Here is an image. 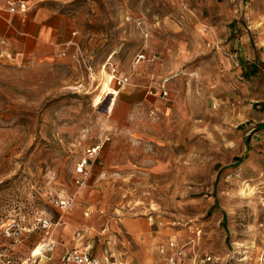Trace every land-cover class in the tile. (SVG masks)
Wrapping results in <instances>:
<instances>
[{
	"label": "rangeland",
	"instance_id": "rangeland-1",
	"mask_svg": "<svg viewBox=\"0 0 264 264\" xmlns=\"http://www.w3.org/2000/svg\"><path fill=\"white\" fill-rule=\"evenodd\" d=\"M73 12L76 45L0 55V264H264V0Z\"/></svg>",
	"mask_w": 264,
	"mask_h": 264
},
{
	"label": "crops",
	"instance_id": "crops-1",
	"mask_svg": "<svg viewBox=\"0 0 264 264\" xmlns=\"http://www.w3.org/2000/svg\"><path fill=\"white\" fill-rule=\"evenodd\" d=\"M76 1L0 0V40L7 41V45H0V52H13L18 62H23L27 56L39 62L69 47V41L78 36L74 35L77 30L70 34L75 24L73 7ZM20 3L25 4V11L19 8Z\"/></svg>",
	"mask_w": 264,
	"mask_h": 264
},
{
	"label": "built area",
	"instance_id": "built-area-1",
	"mask_svg": "<svg viewBox=\"0 0 264 264\" xmlns=\"http://www.w3.org/2000/svg\"><path fill=\"white\" fill-rule=\"evenodd\" d=\"M19 8L22 11L26 10L25 4L24 3H20L19 4ZM12 10H15V7L12 6L11 7ZM78 32H74V35H77ZM76 41L75 40H71L69 41V45L71 44H75L76 45ZM0 45H7V41L6 39H1L0 40ZM1 56H4L5 58L9 59V60H13V61H18V57L10 51L7 50H2L0 52ZM138 60H142L146 58L145 53H139L137 55ZM120 82H125V78H119ZM162 94L164 96L168 95V90L165 88V86L162 88ZM99 148V146L94 147L92 150H89L90 153H93L94 151H96V149ZM87 163V158H84L83 161L80 163L79 167H78V171L79 172H84L85 169V164ZM8 230H11L13 233V236H15L16 238L20 237L19 231H18V227H17V223L16 222H11L8 226H7ZM173 247H175L174 243H171ZM176 254V255H175ZM174 255H172L169 259V261L172 264H176L177 263V256L181 255V250L180 249H176ZM65 258L67 259L68 262H74L76 264H99V260L96 257L91 256L88 252H78V251H73V252H68L65 256ZM214 257L212 255H208L206 257L207 261H211L214 262ZM10 264H14L13 262H10Z\"/></svg>",
	"mask_w": 264,
	"mask_h": 264
},
{
	"label": "bare ground",
	"instance_id": "bare-ground-1",
	"mask_svg": "<svg viewBox=\"0 0 264 264\" xmlns=\"http://www.w3.org/2000/svg\"><path fill=\"white\" fill-rule=\"evenodd\" d=\"M46 242V241H45ZM43 244L39 245L38 247H36L34 249V253H40L41 252V249H42V246ZM249 250H242L241 253L244 254V253H247ZM243 256V255H242ZM245 259V257H239L237 260L238 261H243Z\"/></svg>",
	"mask_w": 264,
	"mask_h": 264
},
{
	"label": "trees",
	"instance_id": "trees-1",
	"mask_svg": "<svg viewBox=\"0 0 264 264\" xmlns=\"http://www.w3.org/2000/svg\"><path fill=\"white\" fill-rule=\"evenodd\" d=\"M242 160V157L238 158L237 159V163L240 162Z\"/></svg>",
	"mask_w": 264,
	"mask_h": 264
}]
</instances>
